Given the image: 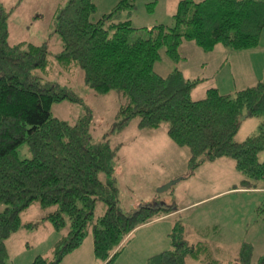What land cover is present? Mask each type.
Here are the masks:
<instances>
[{
	"label": "trees",
	"instance_id": "obj_1",
	"mask_svg": "<svg viewBox=\"0 0 264 264\" xmlns=\"http://www.w3.org/2000/svg\"><path fill=\"white\" fill-rule=\"evenodd\" d=\"M134 8L133 0H119L92 21V0H67L55 16L54 31L62 42L56 64L63 70L82 69L85 85L96 93L115 90L127 98L117 112L116 129L134 117L140 128L166 122L171 140L189 151L188 175L205 161L229 157L245 175L242 188H258L264 181V161L257 157L264 150V81L232 95L209 88L204 97L193 100L190 92L197 79H186L178 68L161 76L153 65L161 47L172 61H179V46L185 40L204 51L219 43L233 51L255 47L264 27V0H179L172 26L145 28L147 37L130 42L129 34L137 29L130 18L111 19L121 10L131 14ZM8 17L0 3V203L5 204L0 212V264H8L5 240L21 227L20 213L33 203L46 211L42 219L56 231L66 226L67 231L55 242L51 258L38 255L31 264H59L89 231L95 257L110 264L136 227L163 215L156 214L160 210L167 214L178 209L167 205V209L122 210L112 167L117 147L107 139L92 141L87 107L85 116L74 124L51 115L53 103L81 99L71 87L37 75L36 70L46 71L49 65L48 44H10ZM244 114L262 121L257 133L237 142L233 138ZM23 143L28 145L29 158L18 155ZM100 172L107 174L105 182ZM97 200L104 203L105 211L94 217ZM183 231L177 219L171 247L150 256L146 264H185L188 256L203 264H222L205 254L204 244H189ZM252 257V245L242 243L231 264H264V254L256 262Z\"/></svg>",
	"mask_w": 264,
	"mask_h": 264
},
{
	"label": "rangeland",
	"instance_id": "obj_2",
	"mask_svg": "<svg viewBox=\"0 0 264 264\" xmlns=\"http://www.w3.org/2000/svg\"><path fill=\"white\" fill-rule=\"evenodd\" d=\"M118 1L107 5V0H92L95 11L91 20L96 21L103 13L111 11ZM66 2L67 0H0L9 13V43L24 41L48 44L49 65L46 71L36 70L37 75L71 87L81 99L80 102L64 100L53 103L50 107L51 115L74 124L85 116L86 107L89 108V133L92 141L107 139L110 146L117 147L112 160L113 178L123 211L130 212L140 205L156 202L174 205L176 208L184 207L172 217L136 227L122 242L118 254L110 264H146L150 256L170 248L171 233L177 219L181 220L184 228L183 238L189 244H204L205 254L210 258L222 264L234 263L241 244L249 243L253 247L252 260L256 262L264 254V190H229L246 185L245 175L236 169L234 160L229 157L205 161L188 175L189 151L171 140L167 134L166 122L157 128H140L138 118L134 117L122 129H116L117 112L121 105L126 104L127 98L115 90L96 93L85 85L82 69L75 67L63 70L56 64L55 55L61 51L62 42L54 31L55 16ZM133 3L135 8L131 10V17L128 10H121L111 19L113 22L131 19V26L137 29L129 34L130 42L139 37H147L145 28L174 24L175 0H133ZM186 42L187 40L183 46L180 44L184 58L181 57L177 62L168 57L165 47H161L160 58L154 62L153 71L166 76L174 68H180L184 77L200 79L197 81L198 88L191 90L190 94L195 100L201 99L204 96L203 89L214 86L215 81L221 94L232 95L236 92V87H241L238 71L227 65L230 59L227 63L225 60L221 62V59L213 61L214 56H221L219 49L210 55L193 41ZM258 43L259 48L264 47V27ZM204 60L208 62L202 65ZM261 121V117L248 116L241 121L233 139L240 142L257 133ZM17 151L21 159L31 156L26 143L21 144ZM257 157L259 161H264V150ZM99 178L105 182L107 174L100 172ZM177 178L180 180L168 189L158 190ZM258 186H264V181L259 182ZM195 202L197 203L192 204ZM4 208L5 204L0 203V212ZM104 211V203L97 200L94 217L101 216ZM165 212L160 210L156 214ZM45 213L38 203L31 204L20 213L21 227L5 240L8 264H31L38 255L52 257L53 246L66 233L67 226L56 231L51 223L42 219ZM29 223L32 224L31 228L27 226ZM99 262L101 261L93 253V237L89 231L82 244L65 255L59 264ZM185 264H203V261L188 256Z\"/></svg>",
	"mask_w": 264,
	"mask_h": 264
},
{
	"label": "crops",
	"instance_id": "obj_3",
	"mask_svg": "<svg viewBox=\"0 0 264 264\" xmlns=\"http://www.w3.org/2000/svg\"><path fill=\"white\" fill-rule=\"evenodd\" d=\"M114 1L116 2L117 0H107V5L110 2L112 4V2H114ZM178 1L179 0H175V4L176 5H177ZM194 1H196V0H194ZM175 9H176V6H175ZM175 9H174V12H175ZM131 14H129L130 17H131ZM188 42H191V41L187 40L186 43H188ZM181 45L182 46L184 45V41L181 43ZM259 45L260 44L258 43L257 46H255L253 48H250V49L233 51V50H229L224 45L219 43V44H216L212 50L207 51V52H209L210 55H212L215 50L219 49V52L221 53V56H219V57L218 56H214L213 57V61H216V59L217 60L221 59V62H223V60H225L226 63H227L228 60L230 59L229 64H227V65H230L232 70H234V71L237 70L238 71V77L240 79V83H242L240 85L241 87H236L237 88L236 91H237V90H240V89L255 85L256 83H258L260 81H264V50H263L264 47L259 48ZM180 46H179V53H180L181 57H183L182 54H181ZM207 62H208L207 60H204L202 62V65L206 64ZM179 70H180V68H179ZM180 71L183 72L182 69ZM183 74H184V72H183ZM186 79H188V78H186ZM197 80L199 81L200 79H197ZM215 82L216 83L214 84V86L206 87L205 89H203L204 96L206 94L207 89H209V88H216L217 91L219 92V90H218L219 86L217 84V81H215ZM197 88H198V84L195 85V87L192 89V91L196 90ZM192 91L190 92V94L192 93ZM219 93H221V92H219ZM191 99H193V98L191 97ZM193 100H195V99H193ZM236 189H243V190H249V191L258 189V190L261 191L262 189L264 190V186L258 187V188H242V187L238 188V187H235V188L229 189V190H236ZM196 203L197 202L192 203V204H196ZM192 204H190V205H192ZM190 205H188V206H190ZM183 208L184 207H180V208H177V209L180 210V209H183ZM177 211H172L170 213L160 215L157 218H155L153 221H151L150 223L148 222V223L149 224H153V223L161 221L162 219H165V218H168V217H172L176 213L178 214ZM163 250H166V249H163ZM99 264H102V263L99 262Z\"/></svg>",
	"mask_w": 264,
	"mask_h": 264
},
{
	"label": "water",
	"instance_id": "obj_4",
	"mask_svg": "<svg viewBox=\"0 0 264 264\" xmlns=\"http://www.w3.org/2000/svg\"><path fill=\"white\" fill-rule=\"evenodd\" d=\"M247 117V114H244L243 116H241L240 120L243 121L245 118ZM180 180V178H177L176 180H172L167 182L166 184H164L163 186H161L158 190L159 191H163L168 189L173 183H175L176 181ZM139 207H144L143 205H140ZM145 207H151L153 209H167L168 206L164 205V203L162 202H158V203H154V204H149V205H145Z\"/></svg>",
	"mask_w": 264,
	"mask_h": 264
}]
</instances>
